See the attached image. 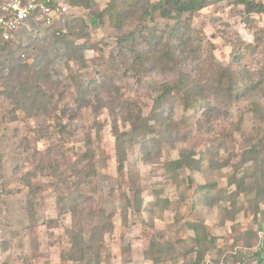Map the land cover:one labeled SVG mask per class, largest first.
Listing matches in <instances>:
<instances>
[{
	"label": "rangeland",
	"instance_id": "374dc122",
	"mask_svg": "<svg viewBox=\"0 0 264 264\" xmlns=\"http://www.w3.org/2000/svg\"><path fill=\"white\" fill-rule=\"evenodd\" d=\"M159 1L72 0L55 32L35 21L12 39L28 65L44 58L67 113L29 117L0 79V264H264V15L205 0L178 18ZM61 34L72 44L58 51ZM217 65L240 73L239 95ZM72 214L92 249L81 262L68 259Z\"/></svg>",
	"mask_w": 264,
	"mask_h": 264
},
{
	"label": "trees",
	"instance_id": "16d2710c",
	"mask_svg": "<svg viewBox=\"0 0 264 264\" xmlns=\"http://www.w3.org/2000/svg\"><path fill=\"white\" fill-rule=\"evenodd\" d=\"M203 1L205 0H160L158 4L154 5L152 8L154 10H160L166 12L169 15L176 14L178 18L182 15L189 13L193 14L200 11L203 8ZM209 1H218L224 2L227 0H209ZM235 3L242 5L245 8V11L248 15L259 14L264 15V5L261 3L254 2L252 0H233ZM72 0H69V4H71ZM2 3V2H0ZM177 18V19H178ZM62 20V18H61ZM39 22V21H38ZM33 26L35 20H28L27 24ZM42 23V22H41ZM43 24V23H42ZM181 23H178L176 28L182 30L180 26ZM67 25V24H66ZM47 28L54 29L56 31L55 26H47ZM68 35L61 34L58 37L55 35L53 36L52 42L57 45L56 50H61V46L68 47V45L72 44L71 40H67ZM264 37V31L262 38ZM260 38H258L259 40ZM1 40V39H0ZM2 41V40H1ZM30 41V40H29ZM3 42V41H2ZM10 42H3V46L0 47V79L6 81V83H12L7 86V88L11 89V94H8L7 90L4 92L6 98L11 101L12 105H16L17 107H23L24 105H28L30 110L27 112L29 117L37 119L40 116L42 110L46 112H51L53 115L63 114L66 115L67 110H63V108L58 107V103L66 99L62 95L56 99L54 94L50 93L48 89L52 87L51 77L47 72V66L44 64V58H38L36 62L32 65H28L23 59H21V47H19V51L15 52L12 50ZM47 49V48H46ZM45 49V50H46ZM175 51L173 55L170 51L164 53V57L159 59L161 62H165V59H171L172 63L175 64ZM141 60V57H139ZM239 55L235 56L233 62L237 65L241 61ZM217 68L214 69V74L219 77V84H221V89L227 94V97H232L235 95H239V92H236L237 86L236 84L239 83L240 73H237L233 69L228 67H222L220 65L216 66ZM2 75V76H1ZM26 76L24 83L21 85L16 84V79ZM77 85V97H73V103L75 104H82L86 99L82 97L85 93V88L76 82ZM170 92L165 93L163 92L162 95L157 96L154 99V115L157 116L158 113L161 111L163 106L165 105V101L167 99V95ZM185 97L187 101L191 100L189 103L188 108L196 107L197 103L201 101V98L189 96L188 93ZM186 107V106H185ZM139 120H144L142 118H138ZM135 123H132V126L135 127ZM60 133H63L64 124H60ZM148 126V123L146 124ZM145 126V127H146ZM150 129H153L150 128ZM117 130V129H116ZM116 151H117V159L119 162L120 169L124 167V162L126 160V142L124 140V134H121L119 130L116 131ZM264 142L263 136L260 138L259 143ZM257 145V144H256ZM261 146L258 144L257 147ZM256 146L252 147L251 151L249 152L250 155L258 154L256 150ZM37 154L35 153L34 156ZM42 156V155H40ZM181 158L171 162V165L175 168H181L184 163L187 161V156L182 154ZM255 159V158H254ZM39 169L41 172L44 171L45 167L39 165ZM77 213V211H76ZM73 218V227L71 230V249L68 252V259L73 261H83L86 257L87 253H89L90 248L87 245V241L85 238L84 233L80 228L77 230V227L81 225L79 222H75V214H72Z\"/></svg>",
	"mask_w": 264,
	"mask_h": 264
},
{
	"label": "built area",
	"instance_id": "2783aa9c",
	"mask_svg": "<svg viewBox=\"0 0 264 264\" xmlns=\"http://www.w3.org/2000/svg\"><path fill=\"white\" fill-rule=\"evenodd\" d=\"M69 12V0H8L0 3V39L10 42L28 20L56 26ZM60 34V32H57ZM207 264H247L246 261L222 259Z\"/></svg>",
	"mask_w": 264,
	"mask_h": 264
}]
</instances>
